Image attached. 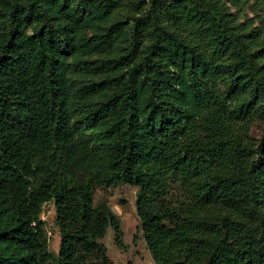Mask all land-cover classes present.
<instances>
[{
    "label": "trees",
    "instance_id": "obj_1",
    "mask_svg": "<svg viewBox=\"0 0 264 264\" xmlns=\"http://www.w3.org/2000/svg\"><path fill=\"white\" fill-rule=\"evenodd\" d=\"M259 119L264 35L224 0H0V264H115L117 183L155 264H264Z\"/></svg>",
    "mask_w": 264,
    "mask_h": 264
},
{
    "label": "rangeland",
    "instance_id": "obj_2",
    "mask_svg": "<svg viewBox=\"0 0 264 264\" xmlns=\"http://www.w3.org/2000/svg\"><path fill=\"white\" fill-rule=\"evenodd\" d=\"M133 2L137 0H131ZM230 10L236 15L239 23H248L252 29L264 35V10L256 5L255 0H224ZM75 79L90 83L97 80L95 74L75 73ZM264 135V121L256 120L251 125L250 140L259 144ZM138 189L128 184L117 183L112 187L97 188L95 205L108 204L121 220L124 240L127 248L121 250L116 245L115 233L110 228L101 241L115 264H155L152 254L143 238L141 222L137 215L136 201ZM56 207L53 202L44 207L42 220L46 224L50 251L58 256L61 246V234L56 223Z\"/></svg>",
    "mask_w": 264,
    "mask_h": 264
}]
</instances>
